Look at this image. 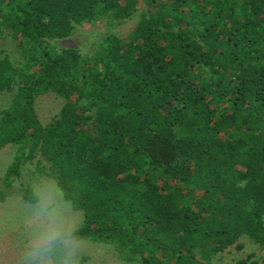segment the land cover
I'll return each instance as SVG.
<instances>
[{"label": "trees", "instance_id": "obj_1", "mask_svg": "<svg viewBox=\"0 0 264 264\" xmlns=\"http://www.w3.org/2000/svg\"><path fill=\"white\" fill-rule=\"evenodd\" d=\"M145 1L127 37L84 55L59 42L126 22L139 0H0V35L21 53L0 57L13 91L0 149L16 147L4 180L39 152L83 213L71 236L131 264H212L243 235L264 245V0ZM47 93L65 101L43 124Z\"/></svg>", "mask_w": 264, "mask_h": 264}, {"label": "rangeland", "instance_id": "obj_2", "mask_svg": "<svg viewBox=\"0 0 264 264\" xmlns=\"http://www.w3.org/2000/svg\"><path fill=\"white\" fill-rule=\"evenodd\" d=\"M147 3L139 0L132 18L120 25L109 26V21L79 25L73 35L59 42L73 46L84 55H92L106 33L127 37L136 25ZM20 50L9 32L0 35V57L8 56L12 63H20ZM13 91L0 92V109L6 108ZM64 99L55 93L36 98L35 107L43 124H48L59 113ZM16 147L0 149V264H131L124 261L110 244L93 243L71 236L83 220V213L63 198L52 174L51 164L37 152L35 158L21 167L19 176L11 183L4 180L8 166L13 162ZM30 187L38 201L24 199L23 189ZM3 191V192H2ZM60 249V253L57 251ZM264 264V245L247 235L233 245L212 255V264Z\"/></svg>", "mask_w": 264, "mask_h": 264}]
</instances>
